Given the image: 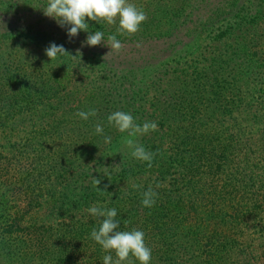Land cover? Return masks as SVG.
<instances>
[{
	"label": "trees",
	"instance_id": "obj_1",
	"mask_svg": "<svg viewBox=\"0 0 264 264\" xmlns=\"http://www.w3.org/2000/svg\"><path fill=\"white\" fill-rule=\"evenodd\" d=\"M46 2L0 0V264H102L92 205L116 208L118 230L144 231L150 264H264V51L225 40L247 27L264 41V0H129L146 13L138 31L89 21L105 34L91 47ZM51 42L69 55L50 61ZM116 110L157 123L134 137L150 166L108 123ZM45 208L64 222L25 225Z\"/></svg>",
	"mask_w": 264,
	"mask_h": 264
},
{
	"label": "clouds",
	"instance_id": "obj_2",
	"mask_svg": "<svg viewBox=\"0 0 264 264\" xmlns=\"http://www.w3.org/2000/svg\"><path fill=\"white\" fill-rule=\"evenodd\" d=\"M42 9L43 14L56 21L58 26H68L66 29L68 37L77 36L79 31L87 32L84 43L90 47L99 45L102 41L105 43V34L99 29L89 31V21H95L98 24L101 21L113 24L118 20L117 33L128 35L136 33L140 24L146 19V13L138 9L129 0H47ZM107 41L109 42L107 45L111 50L117 52L121 50L122 43L116 34H109ZM137 46H140L139 43ZM45 54L51 61L68 53L63 45L51 42L45 49ZM76 115L87 120L89 116L96 115V110L94 108L87 111L81 110ZM107 121L117 131L127 132V138L124 142L131 150V156L137 160L149 162L150 166L153 154L146 150L143 145L136 143L134 137L138 134L155 131L158 127L157 123L155 121H144L142 124H138L134 121L131 113L121 110L111 112L107 116ZM94 131L97 135L103 136L105 143L111 141L110 136L104 135V129L100 123L95 125ZM93 183L97 186L99 180L93 178ZM131 186L134 189L139 187L136 184ZM159 186V183H157V187ZM156 195L157 193L149 187L142 193L141 205L151 208L155 203ZM86 211L93 217L100 218L98 227H92L89 232V238L105 250L106 254L102 257V264H133V257L139 264H150L152 250L145 243L143 230L138 228L127 231L118 230L120 220L116 218V208L92 205ZM112 252L115 253V258Z\"/></svg>",
	"mask_w": 264,
	"mask_h": 264
},
{
	"label": "rangeland",
	"instance_id": "obj_3",
	"mask_svg": "<svg viewBox=\"0 0 264 264\" xmlns=\"http://www.w3.org/2000/svg\"><path fill=\"white\" fill-rule=\"evenodd\" d=\"M251 26H253V25H251ZM246 28L238 31L230 40H229V33H227L228 35L226 34L227 37L225 38V40L227 42H230V43L233 42V44H231L232 46L238 45L239 48L242 50H250L248 43H253L254 46H253V48H251L252 51H255V50L264 51V41L261 42L260 44H257L256 38H253V37L251 38V34H253V31H250L249 32L250 35L247 36ZM230 43H229V46H230ZM119 146L120 147H114V148L110 149L109 157H114V155H117L119 153H123L124 147H127L124 144H119ZM109 198L110 197H108V199ZM46 209L47 208H45L44 210H41V211L36 209L35 211H33L31 213V217H29L28 220L25 222V225H28L29 222L37 221V220H39L40 217L42 218L46 215H49L50 217H52L54 219L55 225H57L59 222H64L65 216L63 217L62 215H60V213L57 212L56 209L54 211H52V208H51V210H46ZM44 263L49 264L48 262H44Z\"/></svg>",
	"mask_w": 264,
	"mask_h": 264
}]
</instances>
